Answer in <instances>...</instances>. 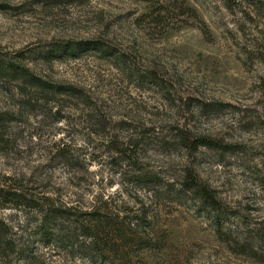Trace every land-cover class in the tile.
I'll return each instance as SVG.
<instances>
[{
    "label": "rangeland",
    "instance_id": "rangeland-1",
    "mask_svg": "<svg viewBox=\"0 0 264 264\" xmlns=\"http://www.w3.org/2000/svg\"><path fill=\"white\" fill-rule=\"evenodd\" d=\"M158 1L0 0V55L21 54L23 63L39 77L77 87L111 122L92 124L87 111L67 97L50 96L48 104L28 109L14 84L0 82V112L18 117L12 126L16 150L0 156V169L16 175L48 203L77 213L152 207L154 247L134 255L130 264H260L223 243L209 216L197 210L191 198L175 202L174 196L165 199V191L158 187L124 184L123 174L131 169L126 162L117 166L110 152L112 137L128 143L130 127L123 123L131 124V132L138 135L154 129L153 137L141 139L144 143L137 152L143 170L176 184L183 168L193 164L223 206L246 224L238 225L237 235L264 230V18L254 13L245 33H239L234 24L238 18L226 10L225 0H185L209 34L189 26L191 20L178 28L175 25L182 22L175 20L165 33L140 20ZM97 38L130 55L138 66L170 79L176 101L168 103L149 86L137 87L101 58L43 59L42 53L54 43ZM191 97L226 106L220 115L198 114L189 121L201 131L241 144L238 155L202 150L190 158L183 151L167 149L164 141L170 129L183 123L184 116L191 117L185 106ZM59 117L64 119L58 121ZM24 221L25 215L18 214L13 222L27 230L25 240L36 253L32 264H89L79 260V250L29 239L37 216L26 225Z\"/></svg>",
    "mask_w": 264,
    "mask_h": 264
},
{
    "label": "trees",
    "instance_id": "trees-1",
    "mask_svg": "<svg viewBox=\"0 0 264 264\" xmlns=\"http://www.w3.org/2000/svg\"><path fill=\"white\" fill-rule=\"evenodd\" d=\"M225 8L231 16L238 18L234 24L239 33H245V24L248 20H252L254 13L264 18V0H225ZM140 20L152 26V30L156 28L157 31L165 33L170 31L172 28L170 25L175 20L182 22L179 26L175 25L177 28L189 25L191 20L193 23L189 26H197L204 35L209 34L207 25L196 9L189 6L185 0L166 2L159 0L152 6L151 12L141 16ZM83 55L112 62L121 76L130 79L132 84L140 88L149 86L151 88L149 90H158L168 103L176 101L171 95L174 87L170 79L157 74L153 69L138 66L139 63H136L134 58L125 55L122 50L102 38L54 43L42 53L43 59L46 60L65 57L76 59ZM23 62L21 54L17 57L0 55V82L6 85L14 84L16 90L26 98L24 102L26 108L34 109L40 102L48 104L47 98L50 96L67 97L77 101V106L87 111L88 119L92 124L95 120L98 121L96 122L98 127L107 122V125L111 124L107 121L105 113L92 108L96 104L91 98H87L85 93L81 94L80 89L48 82L33 73ZM187 105L191 117L184 116L183 123H177L170 129L164 141L165 146H168L167 149L183 151L190 158L196 157L202 150L230 156H236L241 152V144L201 131L193 127L189 121L198 114L220 115L226 110L224 104L191 97L188 98V103L185 102V106ZM17 118L13 113L0 112V156H9L16 150L17 136L13 134L12 126L17 123ZM59 118L58 121L64 119ZM123 126L130 127L127 131L129 139L126 146L119 141L122 139L120 136L112 137L108 143L112 146L110 152L113 158L116 156L117 166L126 162L131 169L123 174L126 182L124 184L158 187L165 191V199L171 200L169 198L174 196L175 202H180L179 199L191 198L196 202L197 210L209 216L217 237L232 248L235 254L254 258L260 264H264V230L237 235L238 225L246 227V224H243L240 216L234 215L223 206L220 197L193 164L183 168L177 182L175 181L176 184L163 180L158 174L143 170L137 152L139 146L144 143L141 139L153 137L154 129L138 135L131 132V124L123 123ZM64 146L62 144V147ZM63 157L65 158V155ZM22 184L16 175L0 169V264H32L35 259L36 253L33 247L25 240L27 230L24 226L14 225V217L16 218L18 214L25 215L23 222L25 225L30 217L37 216L35 232L28 234L29 239L44 242L45 246L56 245L79 250L81 251L79 260L89 264L116 262L130 264L134 255L154 247V231L150 225L153 216L150 211L152 207L142 204L132 210L113 211L106 207L77 213L74 208L57 207L48 203L46 198L36 195ZM68 224L71 228L65 227ZM76 231L80 234L77 235ZM257 250H262L260 255Z\"/></svg>",
    "mask_w": 264,
    "mask_h": 264
}]
</instances>
